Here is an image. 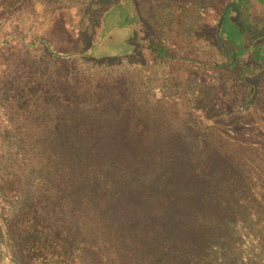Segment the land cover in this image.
I'll use <instances>...</instances> for the list:
<instances>
[{
  "label": "trees",
  "instance_id": "obj_1",
  "mask_svg": "<svg viewBox=\"0 0 264 264\" xmlns=\"http://www.w3.org/2000/svg\"><path fill=\"white\" fill-rule=\"evenodd\" d=\"M27 1L0 0V50L23 41L64 73L57 85L30 60L0 74V264H264V115L233 100L213 114L204 79L226 70L180 44L203 42L198 22L158 20L175 32L143 40L155 57L133 85L95 68L105 19L60 51L15 15ZM132 3L130 25L148 21Z\"/></svg>",
  "mask_w": 264,
  "mask_h": 264
},
{
  "label": "rangeland",
  "instance_id": "obj_2",
  "mask_svg": "<svg viewBox=\"0 0 264 264\" xmlns=\"http://www.w3.org/2000/svg\"><path fill=\"white\" fill-rule=\"evenodd\" d=\"M46 1L47 3L40 0L43 5H38L36 0H28L26 6L14 12L15 15H19L21 22L27 24L28 32L42 35L46 40L53 42L60 51L80 50L88 37V35L83 36V30L89 28L91 31L95 21L105 19L106 24L100 34L104 37L101 54L110 57L105 60L106 64L99 63L95 68L101 66L97 69L107 72L112 77L122 73V76L125 75L133 85L136 83V78H142L143 70L155 57L143 40L150 32H158V38H155L157 41L163 37V34L169 32L167 37L170 38L175 32L174 28L169 27L164 30L157 23L158 20L161 22L165 16L170 18L175 13L183 20L198 22L200 31L204 33L203 42L195 39L194 34L185 44L183 41H180V44L188 47L190 55L202 57L205 55L206 60H215L226 70L222 72L216 69L214 72H207L204 79L206 87L208 84L216 85L213 105L217 106L216 104L219 103L221 108L213 114L224 111L227 104L233 100L244 106V108L241 106L244 110L251 106L254 114H258V118L264 115V61L260 60L264 59V0H134L137 10L144 17L145 15L149 17L148 21L137 22L136 26L130 25L133 19H128V14H134L135 7L132 0H122L126 8L125 10L120 8L119 11L116 10L119 7L110 9V6L121 0L62 2L52 0L53 3L50 4L48 0ZM105 10L107 12H102ZM141 10L147 14L142 13ZM138 19L139 17H136V20ZM217 23H220V26ZM221 29L223 33L219 37L218 33ZM98 34L99 32L96 36ZM223 35L230 40L221 39ZM159 42H163V39ZM172 44L180 45L176 41ZM40 57L47 56H38V48L27 49L23 41L12 42L7 48L0 50V74L5 75L6 70L10 68L17 69L18 65L22 66L26 61L37 60L42 65L47 64L49 74L55 78L58 85V79H63L64 70H60L55 64L51 66L48 64L49 61H43ZM77 58L80 61L76 65L83 72H87L84 79H94V74L91 73L95 72L93 67H90L91 64L88 65L81 61L82 58ZM186 65L189 70L185 74H188L191 68ZM261 67L263 69L258 72L259 74H250ZM168 72L177 73L178 81L185 75L184 73L179 75L178 71ZM132 83L130 82L131 86ZM195 108H197L195 112H201L198 115L203 114L201 117L209 122L205 111H198V107ZM218 123L220 125V122ZM224 133L226 134L227 131L224 130Z\"/></svg>",
  "mask_w": 264,
  "mask_h": 264
}]
</instances>
